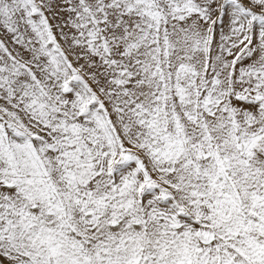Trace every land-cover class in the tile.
Here are the masks:
<instances>
[{"label": "snow or ice", "instance_id": "6c2138e0", "mask_svg": "<svg viewBox=\"0 0 264 264\" xmlns=\"http://www.w3.org/2000/svg\"><path fill=\"white\" fill-rule=\"evenodd\" d=\"M0 264H264V0H0Z\"/></svg>", "mask_w": 264, "mask_h": 264}]
</instances>
